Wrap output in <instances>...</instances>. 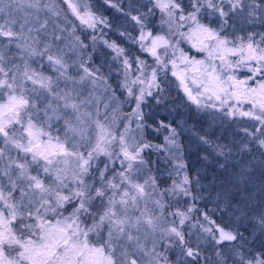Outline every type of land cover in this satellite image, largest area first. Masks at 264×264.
Masks as SVG:
<instances>
[{
	"label": "snow or ice",
	"instance_id": "obj_1",
	"mask_svg": "<svg viewBox=\"0 0 264 264\" xmlns=\"http://www.w3.org/2000/svg\"><path fill=\"white\" fill-rule=\"evenodd\" d=\"M62 2L63 15L54 0H0V264H201L193 230L216 264H264V32L236 28L241 16L264 27V0H102L112 19L93 0ZM23 8H43L51 29L15 19ZM173 83L219 117L212 131L148 123L144 107L170 103ZM185 132L214 173L185 160Z\"/></svg>",
	"mask_w": 264,
	"mask_h": 264
},
{
	"label": "trees",
	"instance_id": "obj_2",
	"mask_svg": "<svg viewBox=\"0 0 264 264\" xmlns=\"http://www.w3.org/2000/svg\"><path fill=\"white\" fill-rule=\"evenodd\" d=\"M49 1V0H48ZM54 2L57 4L59 11H61L62 15L67 13V7L65 4H63L62 0H54ZM94 7L99 8L100 11L108 16L110 19L117 17L118 14L115 13L114 9H107L102 0H93ZM28 10V8H26ZM33 12L28 14V16L31 18V22H39L41 20H48V28L51 29L52 27V21L53 17L48 15L43 8H41L39 11L32 9ZM25 14L19 13L17 15V20H22ZM69 20H72L71 15H68L67 17ZM255 26H251L252 22L246 21L243 16L240 17V23L236 25V28L239 32V30L242 28L244 31L247 32H264V27L260 26V21L257 20L254 22ZM120 31H124L123 28L119 29ZM128 31H131V28L128 29ZM35 35H42L41 33H34ZM83 38V34L79 33ZM133 35H136L135 32L132 33ZM239 34H243L242 32H239ZM106 39L110 41H116V43L120 44L122 47L129 48V45L125 43L122 38L117 36L114 32H107V35L105 36ZM259 39V37H257ZM42 46V45H41ZM130 50L135 54V55H140L139 51L135 48L132 47ZM99 51L102 53L100 58H96L94 56L96 64H101L102 59L104 57L108 56V51L100 48ZM5 54L8 57H13L17 55L16 50L13 48L11 51L5 49ZM145 58V57H142ZM18 60V59H17ZM7 65L10 66L12 64L11 61L12 59L8 60ZM19 64L22 63L20 60L17 61ZM110 63V60L108 61ZM33 67H36L35 64L32 65ZM47 70V69H46ZM243 73V72H242ZM105 75H108L107 71H105ZM109 84L112 86V88H116L117 80L114 77H109ZM168 87V92L166 93L169 98H170V103H166L165 105H156L155 101L149 100L148 104L150 106L144 107V111L146 114H148L151 119L148 120L149 124L154 125V121L156 120H163L165 123L169 122H175L173 123V126H177L181 123V121H187L186 124L181 125L182 127H189L194 125L193 131L195 132H200L201 129H205L208 131H212V129L209 128V123L212 124H218L219 122V117H213V114L209 110H197L194 105H190L188 102L185 101L183 94L181 92H178L176 89V85L173 83L171 86H166ZM122 90L117 89L116 95L119 97L121 101L124 100V96L121 95ZM97 96L101 97L100 103L101 105L103 104L104 101V93L102 92H96L95 93ZM131 111V107L125 106L123 108L124 113H128ZM62 123V122H61ZM241 127L246 126V124H241ZM60 124H54V128H60ZM150 132V129L148 130ZM61 136H63V131L61 129ZM167 133L161 132L159 136L157 134L152 133L148 135V139L151 140L153 143L161 144L163 143V135H166ZM203 134V133H201ZM181 142L185 145V160H188L190 162V165L194 166L197 169H206L207 172L214 173L216 171L215 167L212 164V161H197V155L199 154L200 156L205 155L206 153L199 152L198 153V146L196 143H194V137H192L188 132H185L181 136ZM255 157L259 159V153H254ZM152 161L157 160V156L153 155L151 157ZM221 163L223 161L221 160ZM161 168L162 171H166L164 168L163 164H158ZM259 176H260V171L257 169L256 171V176L253 178V182H255L257 189L259 188ZM175 179V177H173ZM171 180H169L166 176L163 179L162 182V187L166 186L167 184H171ZM204 184L207 183V181L203 182ZM207 193H205V196L207 197ZM255 202V201H254ZM203 211L207 212L210 217L213 219H217L218 216H222L223 213L217 212L216 210V204L212 200H207V201H201L198 205ZM229 217H224V221H227ZM202 222V221H201ZM217 223H222L221 220L217 219ZM243 231V229H241ZM195 233L192 236H187L186 239L189 241V246L195 247L197 244L200 245V251L204 256L210 257L208 261H204L201 259V264H216V258L212 255L213 253V245L211 244L210 241H207L204 236H200V239H197V235L199 233H196L195 230H193ZM245 235H248V232H245ZM258 235V233H257ZM259 242V241H258Z\"/></svg>",
	"mask_w": 264,
	"mask_h": 264
},
{
	"label": "rangeland",
	"instance_id": "obj_3",
	"mask_svg": "<svg viewBox=\"0 0 264 264\" xmlns=\"http://www.w3.org/2000/svg\"><path fill=\"white\" fill-rule=\"evenodd\" d=\"M27 2H30V0H27ZM74 2H76V0H74ZM247 2L251 3L252 0H247ZM257 2H259V0H257ZM45 3H49V1H48V0H41V4H45ZM32 12H33L32 9H28V10H26V8H23V9H21L18 13L15 14V17H14V18L17 19V18H18L17 15H18L19 13H23V14H25V15L28 16V14H30V13H32ZM43 21H45V20H41V21H39V22H31V26H32L33 28H38V27H39V24L42 23ZM14 30H18V29H14ZM181 47H183L184 50L187 52V51H189V47H190V46H189L187 43H184V44L181 45ZM189 54H190V55H195V56H197V58H202V55H203V54H197V53L195 52V50H192ZM17 61H18V60H13V61H11V62H12V64H13V63H15V64H19ZM7 62H9V61H7ZM7 62H6V67H11L12 64H11L10 66H8V65H7ZM245 75H247V72H246V71H244L243 73H241L242 78H243V76H245ZM104 102H105V101H103V103H104ZM129 251H130V249H129ZM138 258H139V257H138Z\"/></svg>",
	"mask_w": 264,
	"mask_h": 264
}]
</instances>
